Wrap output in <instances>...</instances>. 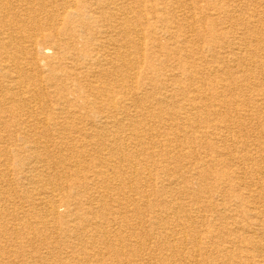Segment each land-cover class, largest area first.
I'll use <instances>...</instances> for the list:
<instances>
[{"label":"bare ground","instance_id":"6f19581e","mask_svg":"<svg viewBox=\"0 0 264 264\" xmlns=\"http://www.w3.org/2000/svg\"><path fill=\"white\" fill-rule=\"evenodd\" d=\"M119 2L0 0V238L10 231L11 237L39 242L37 251L18 264H216L215 259L203 258L211 250L222 258L221 264H264V183L251 196L263 203L261 208L245 202L242 194L234 195L247 187L245 178L254 172L243 173L247 162L256 163L247 144L204 147L219 155L221 162L231 161L233 169L217 175L216 190L202 192L208 198H224L228 189L237 210L246 212L241 221L246 225L236 221L229 226L227 222L237 214L221 203H199L197 197L182 201L188 192L173 187L181 167L170 168L174 159L163 164L171 143L186 134L185 127L192 130V137L209 135L215 142L230 141L235 120L246 116L241 111L245 114L247 103L225 100L221 93L246 85L218 77L207 94L201 87L184 92L174 74L141 71L138 58L144 44L152 58L156 52L169 53L168 58L178 56L184 37L181 30L191 23L187 16L173 23L165 14H157L152 18L157 22L142 25L143 33L133 21L137 12ZM157 30L164 36L160 39L173 40L176 49L167 51L160 39L150 35ZM251 40L234 38L221 46L247 78L264 67L262 61L253 60L259 51H251ZM216 56L210 59L219 62ZM220 68H209V75ZM223 68L217 73L225 74ZM180 72L186 73L185 66ZM189 73L196 76L200 71ZM146 86L155 89L148 92ZM210 109L219 118L215 124L205 113ZM201 124L207 129L195 132ZM185 146L179 147L184 150ZM181 149L177 151L183 159L195 155L190 149L183 154ZM239 151L244 154L237 155ZM156 157L165 160L161 158L164 167L160 165V173L153 178ZM258 179L264 181V170ZM151 196L155 200L147 199L146 206L159 210L156 214L150 210L144 229L153 245L150 250L145 235L143 239L136 235L141 228L133 220L140 219L143 206L139 204ZM205 212L211 213L212 220L207 221ZM212 222H226V226L218 231ZM222 233L228 239L212 243ZM47 234L65 242L58 244ZM110 257L117 259L107 263ZM0 264L12 261L3 257Z\"/></svg>","mask_w":264,"mask_h":264},{"label":"rangeland","instance_id":"374dc122","mask_svg":"<svg viewBox=\"0 0 264 264\" xmlns=\"http://www.w3.org/2000/svg\"><path fill=\"white\" fill-rule=\"evenodd\" d=\"M119 1L120 0H118V2ZM119 3L124 4V5L126 4L127 7H131L134 10V12H137V16L135 18L137 20H133V21L138 22L140 24V26L142 27L143 33L145 29L142 25L145 23L148 24L152 22H157L156 19H152L153 17H156L157 14H162V15L165 14L166 18H168V22H173V23H174L173 20L177 22L178 19H182V16L183 17L187 16L188 18L187 21L191 23L189 25L190 28L184 27L183 30H181L182 36L184 35V37L180 39L182 43L178 44V47L173 40H166V38L160 39V38H164V36H160L159 30H157L156 32H151L150 35L156 37L157 39H160L159 41L160 45L163 48H165L167 51L172 52V50L176 49L177 47L179 48L178 50H181V53H179L178 56L174 55L168 58L169 53L167 55H163L160 52H156L155 56H153L152 58V55H151L152 51H148L147 46L144 44L143 52H142L143 55L142 57L140 56V58H138V61L140 62L139 66H140L141 71L147 72L150 74H153V72L157 74L161 73V75L163 74L167 76L174 74V78H176L175 81L177 85L180 86V88L184 92L185 91L190 92L196 87L197 88L201 87L203 92L207 94L209 93V90L211 88L210 84H214L215 82H217L218 77L222 79L226 78V80L229 79L230 82L232 83L237 82L238 84L242 86L246 85L245 87H241V90H238V91H233V92L230 91V93H226L223 91H227V90L223 89L221 93L222 94L221 96H223L225 100L234 98L238 101L245 100L246 102L245 101L244 102L247 103V107L245 108L247 111L245 110L246 111L245 114L243 111H241L243 115H246V116L242 117V119L235 120V126H236L235 134L231 133L230 136H228L230 138L228 140L230 141H228L225 144L215 142L214 138L209 137V135L203 136L201 138L192 137L193 136L192 135L193 133L191 134L192 130L185 127L184 132L186 131L187 132L183 136V138H181L180 141L178 142L171 143V148L168 149L170 153L168 156L166 155L167 157L166 156L164 157L167 161L163 157H160V158L156 157L159 160L155 159L153 161V164H155V167H152L153 169L149 168L151 169L152 177L155 178L156 174L160 173V167L161 166L164 167L162 165L164 160H165V163L163 164H165L166 166V163L169 162V160L171 162L173 159L174 160L176 159L177 162L173 160L170 168L177 169V167L179 168L181 167L180 169L181 177L177 185H173V187L175 189H178L179 187L180 190L186 191L189 194L187 196L185 195L181 196V199L184 198L182 201L187 203L189 202V200H192L194 197H197L199 200V203H203L208 200L214 202L215 204L221 203L228 209L232 210V212L237 214L235 218L233 219V221L229 220L227 222L229 226L233 227L232 224L234 222L237 223L236 221H238L237 224L239 225H246L248 222L246 221L241 222L243 218H245L246 212L240 209L237 210L236 201H234V197L233 198L230 197L228 189L224 188L225 189L224 198L219 197V196L215 198H212V197L208 198L205 193L204 194L202 193L208 190H211V191L216 190L217 182L215 179L217 175L222 172L230 173L232 172V169H233L232 167H230L231 161L227 160L230 163V165L228 164L226 160L221 162L222 158L219 155L215 157V155L213 154V152L210 151V149L206 151L204 147H207L208 145H212L214 148L220 147L221 149V148H226L228 145H231L230 143L233 144V147L235 146V143L237 146L243 145L242 143L248 145V150L250 151L249 156L253 155L256 160V163H252L251 161L247 162V164L245 165V168L247 169V171H243V173L247 174L248 171L250 170L254 172L253 174H248L247 177L245 178V182L246 183L248 182L247 187L245 188V186L244 187L242 186L241 187L242 189L240 188V189L235 190L234 195L242 194V196H245L247 198L245 202L248 201L249 203H251L250 205L261 208L264 202L263 203H260L261 201L257 202V200H254L251 196L256 195L260 191V189L257 188L258 185L260 184L259 186H261V183H264L263 180L261 181L258 179L259 171L262 172L264 170V105H263L264 102H262L264 101V67L263 69H259L258 71H256L254 73L255 76L252 78L243 77L244 70L238 71L234 67L235 63H233L230 60L229 53L226 52V49L221 46L225 45V43H227L228 40H231L234 38L244 39L246 40L247 43H249L250 39H252L254 41L251 40V43L249 45L251 48V51H254L255 49H258L259 51V55L253 58V60H257V61L260 60L264 64V39H263L264 38V0H121ZM170 9L171 10L175 9L174 11H176V9L178 10L176 12L171 13ZM225 12H228V13L225 14ZM132 17L133 15L127 16L128 19H131ZM174 30L175 29H171L172 32H174ZM223 33L226 35L225 38L221 36ZM260 38L262 39L261 42L255 41V39H260ZM214 41L216 42L215 44H213ZM208 45L210 47L212 45H217L218 47L210 48L208 47ZM213 54L217 55L216 57L218 58L219 62H217L216 58L214 60L210 59V56H212ZM135 57L136 56L134 55V58ZM148 62L151 64V67L149 66L147 67L146 63ZM219 65L221 66V68L223 67L225 68L223 69L224 71H226L225 73L226 76L225 74H222L221 72L217 73L221 68L217 71H214L215 72V73L213 72L214 74H212L211 72V75H209L210 73L209 68L214 69ZM184 66L186 68V73L182 75L180 74L181 73L180 71H182V67ZM177 67H179V71ZM191 70L196 71V72L200 71V73L199 75L193 76L189 73ZM171 78L173 79V77ZM200 78H202V80H200ZM158 79L162 80V77L159 76ZM261 81L263 82L261 83ZM144 82H147V81H144ZM190 86H192V88ZM146 89L148 92L149 91L153 92L155 88H153L152 86H146ZM252 99L254 100L253 103L255 104L260 103V106L259 104L258 105L251 104ZM255 101H258V102H255ZM145 102L146 101L143 100L144 104H148L147 102L146 103ZM204 102L208 104L211 101L204 100ZM160 109L163 110V112L167 111L165 107L160 106ZM221 110L225 112V108H222ZM209 111L206 110L205 113L207 117L209 114V119H210L211 124H215L216 120L219 118L216 116H212L213 114L212 109H210ZM232 120H234V118ZM168 123H170V121H168ZM155 124H158V123L155 122ZM165 127L166 126H163L164 129H162L161 131H165L167 128ZM197 129L198 130H196L195 132L201 133V131L207 129V126L205 124H201L199 128ZM180 136H182V134ZM237 137H239V140H237ZM187 143L188 144L190 143V144L187 146L186 145ZM179 146L180 147L185 146L184 148L186 149L183 150V148L181 149ZM233 147H232V153L233 151H235ZM176 148L178 151L180 149L183 150L181 151L183 154L187 153L188 150L190 149L191 152H194L195 155H193V157H188L186 159H183L180 157V154L178 153ZM243 154L244 153L241 151L237 153V155L239 156ZM161 158H163L164 160ZM160 161L162 163H160ZM248 195L250 197H248ZM147 199L148 200L150 199L149 202L151 201L153 202L155 200L153 196H151V198L150 197L144 198V202H142V205L139 204L140 208L143 206L141 210L143 211V213H141V216L139 217L140 219L133 220L134 222L133 224H135V221H137L136 223L139 224L138 227L141 228V231L140 232L138 231V233H136L137 236L140 233L139 237H141V239H143L144 235L146 234L144 229L145 227L147 229V219L150 216L151 212L156 214L159 210V209L157 210V208H155V210L154 208L153 210L149 209V206H146ZM199 203L198 205H200ZM234 209H236V211H234ZM122 212H124V210H122ZM142 215L144 218L142 217ZM205 215H206L207 221L211 219L210 212H205ZM144 219H145V222H144ZM142 221L144 222V224L142 223ZM140 223L143 225L141 226ZM223 226H226V222H212L211 223V227L214 229H218V231L222 230ZM140 228L138 229L140 230ZM201 228H204V227H201ZM9 233L10 231L5 232L4 233L5 236L0 238V258L10 257L12 264H18V263H21L29 255L33 254L34 251H37V246H38L37 243H39L38 241L37 243L34 244V241L28 242L24 236L20 235L21 238L20 236L11 237V234L9 236ZM40 234L45 236V232L44 233L40 232ZM47 237L53 238L52 240H55V242H57L58 240L57 242L58 244H63L65 242V240L58 238L56 234L53 235V237H50V234H47ZM147 238L148 237H146L145 235L144 240L148 241ZM227 239L228 238L224 236L222 233L216 239H213L212 243L218 244L219 242H224ZM144 240H142L141 242H143ZM20 242H22V244H20ZM146 245H149L147 247L150 250L153 247V245H151L149 241L146 242ZM158 253H159L158 251L154 252V255L158 256ZM163 255L165 256V254ZM253 255H256V253H254ZM217 256L218 255L216 254V252L211 250L209 252L204 253L203 258L215 259L216 264H221L222 258L217 257ZM115 259L117 258L110 257L107 260V263H112L116 261Z\"/></svg>","mask_w":264,"mask_h":264}]
</instances>
